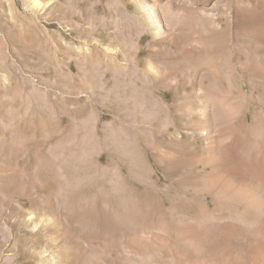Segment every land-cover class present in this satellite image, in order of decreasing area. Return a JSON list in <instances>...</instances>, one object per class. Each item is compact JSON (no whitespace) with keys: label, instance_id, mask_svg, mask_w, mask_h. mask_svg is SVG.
Returning a JSON list of instances; mask_svg holds the SVG:
<instances>
[{"label":"rangeland","instance_id":"obj_1","mask_svg":"<svg viewBox=\"0 0 264 264\" xmlns=\"http://www.w3.org/2000/svg\"><path fill=\"white\" fill-rule=\"evenodd\" d=\"M241 2L0 0V264H264V132L242 128L264 79L217 81L209 56L225 28L250 50L237 9L261 0ZM226 139L236 161L205 168Z\"/></svg>","mask_w":264,"mask_h":264},{"label":"bare ground","instance_id":"obj_2","mask_svg":"<svg viewBox=\"0 0 264 264\" xmlns=\"http://www.w3.org/2000/svg\"><path fill=\"white\" fill-rule=\"evenodd\" d=\"M243 3V0L242 2ZM242 5V4H241ZM237 16H238V23L236 25V29H235V32H236V38H237V45H245L244 47L248 49H250L249 51H246V50H243L241 49L240 47H237V48H233V49H230L228 47V42H229V35L230 34V31L229 34H227V31L224 29L222 31H215L213 32L214 33V41L216 43L215 45V49H213L212 47H207V49H213V52H212V55H209V49L207 50L209 53L207 55L209 56H212L211 59H213V64H212V67L215 68L216 70V73H217V76L215 78H218L219 80L217 81H220V80H232L235 76H236V71L234 68H232L231 66L234 65V62H237L239 64H244L245 67L243 69V75L245 76H248L249 79L250 78H263L264 79V0H261V4H259V6L257 8H250V7H245V6H241L237 9ZM189 18V17H188ZM197 18V17H196ZM192 19V18H191ZM189 19V22L190 20ZM194 19V18H193ZM200 19V18H199ZM207 19V18H205ZM196 20V19H194ZM202 20V19H201ZM209 19L205 20V21H208ZM195 22V21H194ZM212 22V21H211ZM210 22V24H211ZM191 23V22H190ZM193 23V21H192ZM187 24V23H186ZM194 24V23H193ZM201 24V23H200ZM205 24H208V23H205ZM209 24V25H210ZM214 24V23H213ZM216 25V24H215ZM201 26V25H200ZM211 26V25H210ZM202 27V26H201ZM203 28V27H202ZM206 28V27H205ZM222 28V27H221ZM218 30V28L216 29ZM207 32V31H206ZM234 32V33H235ZM206 34V33H205ZM212 33H210L211 35ZM207 35V34H206ZM233 35V34H232ZM203 36V35H202ZM205 36V35H204ZM191 37V36H190ZM209 37V35H208ZM201 38V37H200ZM203 38V37H202ZM201 38V39H202ZM205 38V37H204ZM207 38V37H206ZM235 38V39H236ZM241 38H246L245 41H242ZM234 39V38H233ZM204 40V39H203ZM202 40V42H203ZM231 40V39H230ZM253 40H256V45ZM205 41V40H204ZM231 43V42H230ZM205 44V43H204ZM234 44V43H233ZM211 46V45H210ZM242 47V46H241ZM204 50V49H203ZM212 51V50H211ZM189 52V51H188ZM204 52V51H203ZM205 53V52H204ZM200 54V53H199ZM203 54V53H202ZM188 55V54H187ZM192 56H194L193 54H191ZM198 55V54H197ZM207 55L205 54V56L207 57ZM191 56V57H192ZM199 57V56H198ZM208 58V57H207ZM199 59V58H198ZM201 59V58H200ZM210 60V59H209ZM200 61V60H198ZM196 65H197V62H195ZM200 64V62H199ZM207 64V63H206ZM210 64V62L208 63ZM205 65V64H204ZM200 66V65H199ZM211 67V66H210ZM203 68V67H202ZM200 69V68H199ZM206 70H204V73H205ZM214 71V70H213ZM212 72V71H211ZM207 73H208V70H207ZM206 73V74H207ZM214 73V74H216ZM210 75V73H209ZM223 76V77H222ZM225 77V78H224ZM213 78V77H212ZM215 81V80H214ZM262 81V79H261ZM225 83V82H223ZM230 83V82H229ZM250 83V88H251V91L254 90V85H252V83L249 81ZM259 83V82H258ZM213 87V86H212ZM215 88V87H214ZM213 88V89H214ZM229 88V86H228ZM231 89V87H230ZM263 92H264V87L263 88H260ZM207 90H209L207 88ZM208 92V91H207ZM252 93V92H251ZM252 95V94H250ZM248 95V96H250ZM222 98L227 100V101H230L231 103H233V96L231 94V90H228V92L226 91V93H223L221 94ZM247 95L244 96L241 101H237V105L240 106V104H242L244 102V99L245 97H248ZM214 106V105H213ZM237 109V108H236ZM176 111V110H175ZM196 111V110H195ZM169 113V111H168ZM201 115L203 117V119L201 120V124H203L205 126L204 128V133L207 135V136H211L212 137V134L210 132V129H211V126L213 125L214 123V118H212L210 112L208 113L207 110H202L201 112ZM165 117V116H164ZM214 117V116H213ZM261 117V116H260ZM184 118V117H183ZM157 119V118H156ZM155 119V120H156ZM185 119V118H184ZM183 120V119H182ZM159 122V119L157 120ZM163 121V120H161ZM165 121V120H164ZM168 122V121H167ZM160 124V123H159ZM178 124V123H177ZM183 125V124H182ZM195 125V124H194ZM242 128L244 129V131L247 133L248 135V138L249 139H258L260 137V133L261 131L264 132V123L261 124L260 122V119H259V114L258 112H255L253 117H252V120L249 121L248 123H242ZM234 129V128H233ZM232 129V130H233ZM231 131H229L228 134H230ZM237 132V131H236ZM227 135V132H224V131H220L217 135V140L218 141H221V139L225 138V136ZM202 136V135H201ZM206 136V137H207ZM214 136V134H213ZM229 136V135H228ZM239 136V135H238ZM227 138V136H226ZM245 138V137H243ZM57 139V138H56ZM216 139V138H215ZM237 139V138H235ZM211 140V139H210ZM224 140V139H223ZM227 140V139H226ZM230 140V139H229ZM241 139H239L240 141ZM247 140V139H246ZM183 141V140H182ZM228 141V140H227ZM234 141V140H233ZM237 141V140H236ZM242 141V140H241ZM244 141V139H243ZM208 142V141H207ZM212 142V140H211ZM209 141V143H211ZM226 141H224V144H221L222 146L219 148L220 150V156L222 157L223 156V160L222 158H218L217 154L213 151V154L215 153V155H210V156H207V158L205 159V162H204V167L205 168H208V167H218L219 165L222 166L223 162L222 161H225L224 163L226 164L227 160L231 159L234 160L237 156V153H238V150L236 149V146L238 144H235L233 146V144L229 143L230 141H228L229 144H225ZM262 142H264V137H262ZM207 143V144H209ZM227 143V142H226ZM241 143V142H240ZM244 143V142H243ZM213 143H211L210 145L212 146ZM242 144V143H241ZM209 145V146H210ZM182 146V145H181ZM215 145L212 146V148L214 147ZM220 146V145H219ZM239 146V145H238ZM237 146V147H238ZM242 146V145H240ZM139 148V147H138ZM239 148V147H238ZM242 154H244L243 156H241V160L242 161H245V162H250L251 164H256L258 162V159H257V155L255 156V152L253 149L255 148H251L250 145H245V146H242ZM237 151V152H236ZM218 153V152H217ZM241 153V152H240ZM167 154V153H166ZM210 154V153H208ZM212 154V153H211ZM258 154V152L256 153ZM170 155V154H169ZM176 156V155H175ZM178 156V155H177ZM172 157V156H171ZM225 157V159H224ZM174 158V157H173ZM183 158V157H182ZM191 159V158H190ZM194 159V158H193ZM165 160V159H164ZM188 160V159H187ZM240 160V159H239ZM195 161V160H194ZM236 161V159H235ZM144 162V161H143ZM203 162V161H202ZM201 162V163H202ZM50 163V162H49ZM166 163V161H165ZM193 163V162H192ZM235 164V163H234ZM242 164V163H241ZM244 164V163H243ZM229 165H232L231 162ZM240 165V164H239ZM173 166H175V162H174V159H171L170 162L168 163L167 165V170H170ZM177 166V165H176ZM180 166V165H179ZM201 166V165H200ZM232 166H235V165H232ZM248 166V165H247ZM182 167V165H181ZM174 168V167H173ZM180 168V167H179ZM219 168V167H218ZM238 168V167H237ZM235 169V170H238V169ZM240 168V167H239ZM90 169V168H89ZM199 169V168H198ZM231 169V168H229ZM200 170V169H199ZM203 170V169H202ZM209 170V169H208ZM174 171H177L176 169ZM212 171V170H211ZM211 171H209V174L211 173ZM221 171V169H220ZM224 172V170H222ZM228 171V170H227ZM72 172V171H71ZM77 172V171H76ZM205 172V171H204ZM215 172V171H214ZM233 172V171H232ZM200 173V172H199ZM71 174V173H70ZM76 174V173H75ZM74 174V175H75ZM80 174V173H79ZM208 174V172H207ZM208 174V176H209ZM216 174V173H215ZM214 174V175H215ZM224 174V173H223ZM57 174H55L56 176ZM78 175V173H77ZM211 175V174H210ZM219 175V174H218ZM225 175V174H224ZM207 176V175H205ZM59 177V176H57ZM89 177V176H88ZM188 177V176H187ZM199 177V175H198ZM197 177V178H198ZM216 177V176H214ZM219 177L222 178V175H219ZM82 178V177H81ZM46 179V178H45ZM83 179V178H82ZM190 179V178H189ZM49 180V179H48ZM55 180V179H54ZM50 181V180H49ZM78 181V180H77ZM200 181V180H199ZM59 182V181H58ZM82 182V181H81ZM85 182V181H84ZM88 182V180H87ZM90 182V181H89ZM198 182V181H197ZM50 183V182H49ZM91 183V182H90ZM190 183V182H189ZM46 184V182H45ZM54 184V183H53ZM52 184V186H53ZM56 184H58L56 182ZM92 184V183H91ZM194 184V183H193ZM213 184V183H212ZM46 186V185H44ZM59 186V185H58ZM64 186V185H63ZM89 186V185H88ZM179 186V185H178ZM198 186V185H197ZM48 187H49V184H48ZM196 187V186H195ZM47 188V187H46ZM51 188V187H50ZM104 188V187H103ZM207 188V187H206ZM259 188V187H258ZM52 189V188H51ZM57 189V188H56ZM95 189V188H94ZM107 189V188H106ZM209 190V188H207ZM211 189V188H210ZM50 190V189H49ZM47 190V191H49ZM91 190V189H90ZM104 190V189H103ZM198 190V189H197ZM200 190V189H199ZM55 191V190H54ZM93 191V190H92ZM110 191V190H109ZM196 192V190H194ZM88 192V191H87ZM264 192V191H263ZM50 193H53V192H50ZM49 193V194H50ZM93 193V192H92ZM118 193V192H117ZM194 193V192H191V194ZM86 194V193H85ZM102 194V193H101ZM119 194V193H118ZM105 195V193H104ZM109 196V195H108ZM184 196V195H183ZM91 197V196H90ZM95 197V196H94ZM105 197V196H104ZM120 197V196H119ZM179 197V196H178ZM96 198V197H95ZM45 199V198H44ZM50 199H51V196H50ZM48 200V202H50L51 200ZM115 200V199H114ZM124 200V199H123ZM122 200V201H123ZM45 201V200H44ZM94 202V201H93ZM112 202V201H111ZM121 202V201H120ZM124 202V201H123ZM189 202V201H188ZM39 203V202H38ZM52 203V202H51ZM90 203V202H89ZM103 203V202H102ZM115 203V202H113ZM44 204V203H42ZM118 204V203H117ZM122 204V202H121ZM193 204V203H192ZM48 205V203H47ZM51 204L49 203L48 206H50ZM102 207L104 206V204H101ZM124 205V204H123ZM183 205V203H182ZM94 206V205H93ZM52 207V206H51ZM99 207V206H98ZM107 207V206H106ZM175 207V206H174ZM195 207V206H193ZM104 208V207H103ZM109 208V207H108ZM188 208V207H187ZM226 208V206H224V204L222 202H219L217 201V206H216V209L218 211H223L224 209ZM231 209V211H233V207H229ZM111 209V207H110ZM113 209V208H112ZM138 209V208H137ZM176 209V208H175ZM196 209V208H195ZM54 210V209H53ZM168 210V209H167ZM184 210V209H183ZM101 211V210H100ZM172 211V210H171ZM176 211V210H175ZM108 212V211H107ZM113 212V211H112ZM172 213V212H171ZM178 213V212H177ZM91 214V213H90ZM99 214V213H98ZM121 214V213H120ZM127 214V213H126ZM212 214V213H211ZM220 214V213H219ZM75 215V214H74ZM73 215V216H74ZM86 215V214H85ZM174 215V214H173ZM201 215V214H200ZM209 215V214H208ZM213 215V214H212ZM92 216V214H91ZM111 216V220L113 219V216L110 214ZM264 216V214H263ZM170 217V216H169ZM106 218V217H105ZM214 218V217H213ZM212 218V220H213ZM264 219V218H263ZM104 220V219H102ZM121 220V219H120ZM173 220V219H172ZM162 221V219H161ZM164 221V220H163ZM222 221V220H221ZM262 221V220H261ZM121 222V221H120ZM177 222V221H176ZM175 222V223H176ZM212 223V222H211ZM247 223V222H246ZM249 223V222H248ZM262 223V222H261ZM160 224V223H159ZM178 224V223H176ZM252 224V223H251ZM263 224V223H262ZM111 225V224H110ZM121 225V224H120ZM162 225V224H161ZM256 225V224H255ZM191 226V225H190ZM248 226V225H247ZM170 227V226H169ZM172 227V226H171ZM254 227V226H253ZM110 228V226H109ZM117 228V227H116ZM178 228V227H177ZM263 230V229H261ZM173 231V230H172ZM171 231V232H172ZM229 231V230H228ZM256 231V230H255ZM233 233V231H231ZM263 232V231H262ZM225 233H226V230H225ZM230 233V232H229ZM230 233V235L232 234ZM236 233V232H235ZM257 233H258V230H257ZM260 234V233H259ZM138 235V234H137ZM188 235V234H186ZM129 238V236H128ZM136 238V237H135ZM125 239V238H124ZM187 240V239H185ZM110 241V240H109ZM190 242V241H189ZM110 244V243H109ZM118 244V243H117ZM187 244V242H186ZM173 246V245H172ZM119 247V246H118ZM117 247V248H118ZM121 247V246H120ZM193 247V246H191ZM116 248V249H117ZM227 248V247H226ZM229 248V247H228ZM145 249V248H144ZM152 249V248H150ZM188 249V248H187ZM195 249V248H194ZM221 249V248H220ZM206 251V250H205ZM144 251H142L143 253ZM76 261H77V258H76ZM79 261V260H78ZM82 262V261H81ZM76 263V262H75Z\"/></svg>","mask_w":264,"mask_h":264}]
</instances>
